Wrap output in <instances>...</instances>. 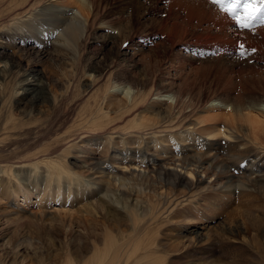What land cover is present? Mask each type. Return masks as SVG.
Masks as SVG:
<instances>
[{
	"label": "rangeland",
	"instance_id": "rangeland-1",
	"mask_svg": "<svg viewBox=\"0 0 264 264\" xmlns=\"http://www.w3.org/2000/svg\"><path fill=\"white\" fill-rule=\"evenodd\" d=\"M65 1L0 0V71L3 72L0 119L11 115L20 123H32L42 131L48 130L53 136L54 130L66 131L75 121L100 108L101 115L114 120L113 131L125 133L139 126L137 120L155 118V111L165 110L171 104L173 97L155 96L163 87L195 104H204L212 95L226 90L233 93V98L242 99L248 93H264V26L256 25L252 31L239 30L210 0H90L92 6L86 7L82 26L75 23L66 35L63 33L66 24L47 25L33 17L24 23L28 19L27 11L42 10L45 15L47 11L65 8ZM240 43L245 46L243 59L238 54ZM63 47L68 50L61 51ZM24 75L27 82L32 81L31 75L44 82L47 96L54 99L51 104L32 109L29 117L16 104L22 93ZM110 84L121 89L115 93L113 89L106 91ZM123 85H135L146 95L135 104L127 105ZM104 101L106 105H101ZM210 104L207 102L206 107H201L192 120L203 118L208 126H227L233 121L232 127L240 135H251L246 118L233 115L226 123L223 112H214ZM97 124L79 126L68 140V146L75 143L80 146L75 149L72 145L64 153L65 160L73 163L74 171L83 168L77 158L90 162L92 158L113 152L108 149L107 153H101L100 148L87 152L88 142L92 149L102 146L101 138L94 135ZM125 136L128 139L135 134ZM15 137L12 134V139L7 137L1 143L0 159L8 165L21 161L17 155L20 145L24 156L32 154L26 151V140ZM30 137L32 142L39 139L36 133ZM114 137L117 145L120 144V137ZM204 148L198 145L196 150L186 148L185 151L201 152ZM263 148L256 146L255 149L264 151ZM224 149L219 159L233 163L231 156L236 150ZM55 151L59 153L58 146ZM238 171L233 173L240 182L246 183L244 171ZM94 178L106 186L100 174ZM225 182L221 180L220 185ZM45 186L39 182L28 190L16 178L12 182L0 178V256L8 255L14 264L38 261L37 264H64L66 254L76 258L74 252L68 253L69 239L71 236H76L75 240L83 238L84 227L91 220L86 212L99 210L92 205L100 202L95 186L79 192L62 189L57 202L51 195L58 190L55 187L44 190ZM129 190L140 200L138 205L142 209L158 202L150 191ZM257 193L201 192L170 214L159 211L157 219L146 217L153 221L148 232L156 242L162 243L157 250L158 257L164 259V264H264V189ZM146 214L151 215L149 211ZM95 220L93 229L86 230L90 238H94L93 233L102 237V228L116 226L125 232L130 227L124 218L117 222L96 215ZM191 230H201L204 235L194 240L189 234ZM73 245L71 242L70 246ZM132 254L137 256L136 252Z\"/></svg>",
	"mask_w": 264,
	"mask_h": 264
},
{
	"label": "bare ground",
	"instance_id": "bare-ground-1",
	"mask_svg": "<svg viewBox=\"0 0 264 264\" xmlns=\"http://www.w3.org/2000/svg\"><path fill=\"white\" fill-rule=\"evenodd\" d=\"M78 2L72 3L66 0L65 8L59 7L56 11H47L45 15L42 10L34 13L27 11L25 17L28 19L24 23L29 22V19L33 17L35 21H44L43 23L47 25L66 24V32L63 31L66 35L67 29H71L75 23L82 26L84 11L86 7L92 6L90 0H78ZM17 22L21 23V20L18 19ZM229 37L227 39L233 40ZM63 50L68 49L63 47L61 51ZM1 72L0 79L3 73ZM31 77L32 81L27 82L28 79L24 75L22 93L16 101V104L25 110V117H29L32 109L34 110L39 105L51 104L54 101L53 98L47 96V86L43 84L44 82L41 83L42 81L40 82L35 76L31 75ZM132 86L137 87L123 85V88H126L124 103L127 105L135 104L146 95V92L136 88L132 89ZM106 88V91L113 89L112 93L121 89L119 85L114 84ZM150 94L151 92L148 96ZM155 96L173 97V101L165 110L155 111L153 113L155 118H147L145 121L139 119L137 120L140 122L139 126L125 133H115L113 131L115 130L114 120L106 119L105 115H101L100 108L88 113L84 119L75 121L66 131L54 130L53 136L52 132L42 131L37 125L33 126L31 122V124L20 123L11 115H5L4 119H0V153L3 152L1 143L5 142L7 137L12 139V134L17 136L15 139H25L26 151L32 153L24 156L20 145L17 148L19 151L17 155L20 156L21 161L17 164L8 165L0 159V178L5 177L11 182L16 178L21 186L24 184L28 190L36 183L43 184L44 182L46 185L44 190H50L51 187L58 190L56 194L51 195L55 202L63 193L62 189L68 192L77 189L79 192L80 189L95 186L97 190L96 196L101 203L97 205L92 203V205L97 206L99 210L86 212L91 220L90 224L84 227L83 238L75 240L76 236L75 238L71 236L69 240L75 245L71 247V242L68 243V253L69 251L74 252L76 258L66 252L64 264H164V259L158 257L157 254L162 243L156 242L148 232L153 221L146 217L157 219L159 211H163V215L170 214L178 205L189 201L191 197L201 192L211 194L220 190L221 192L244 191L255 194L260 192L261 188L264 189V151L255 149L256 146H264V93L262 95L248 93L246 98L242 99L240 96L233 98V93L226 90L217 92L208 98L207 102L211 103L209 108L214 112L222 111L226 123L233 119V115L246 118L251 131V135L247 134L246 137L240 135L236 128L232 127L234 126L233 121H230L227 126L219 124L208 126L203 118L192 120L201 107H206L204 105H207V102L203 101L204 104L186 102L182 95L168 90L167 87H163ZM104 104L106 105L105 101L101 103V105ZM96 123L98 124L95 125L97 128L94 129V135L101 138L102 146L92 149V144L88 142L87 152H94L98 148L102 150L101 153H107L108 149H112L113 152L92 158L90 162L77 158L81 161L83 168L76 172L73 170V163L71 165L65 160L64 153L72 145L75 149H80V146L78 143L68 146L70 144L68 140L73 132L78 131L76 129L79 126ZM85 127L87 129L88 125ZM34 133L39 137L36 142H32L33 137H30V135L34 136ZM129 134H135V136L127 139L125 135L129 136ZM115 135L121 139L118 145L113 140ZM135 138L136 140L132 142ZM198 145H203L204 150L193 153L185 151L186 148L196 150ZM57 146L59 153L55 151ZM225 147L236 150L235 153L231 151L233 163L228 164L219 159ZM252 154L254 158H250ZM132 158L138 161L130 160ZM120 164H123L122 168L117 167ZM103 165L105 166L102 168ZM236 169L240 173L244 171L243 176L246 177V183L237 179L236 173H233ZM96 174L101 175L103 183L107 182L105 187L98 183L100 181H96L94 178ZM221 180H226V185L223 183L220 185ZM216 187L219 188L215 189ZM137 188L138 193L147 190L157 196V204L155 206L150 204L149 208L142 209V206L138 205L140 200L137 201L134 198V192L129 190ZM148 211L151 215L146 214ZM96 215H100L101 218H112L117 222L123 218L127 219L130 227L123 230L125 232L120 231L116 226L106 230L102 228L103 235L99 233L102 237H97L98 234L95 236L93 233L94 238H90L86 230H92L97 224ZM189 234L194 240L204 235L201 230H191ZM133 252L137 253L136 257L132 254ZM0 264H14V262L7 255L6 257L0 256Z\"/></svg>",
	"mask_w": 264,
	"mask_h": 264
},
{
	"label": "snow or ice",
	"instance_id": "snow-or-ice-1",
	"mask_svg": "<svg viewBox=\"0 0 264 264\" xmlns=\"http://www.w3.org/2000/svg\"><path fill=\"white\" fill-rule=\"evenodd\" d=\"M218 6L239 30L252 31L256 25L264 26V0H210ZM238 54L241 59L245 57V46L238 45ZM254 51V50H253Z\"/></svg>",
	"mask_w": 264,
	"mask_h": 264
}]
</instances>
